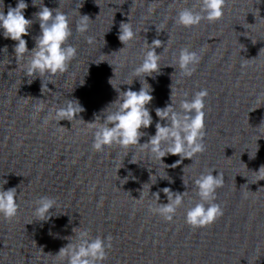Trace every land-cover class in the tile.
<instances>
[{
	"label": "water",
	"instance_id": "1",
	"mask_svg": "<svg viewBox=\"0 0 264 264\" xmlns=\"http://www.w3.org/2000/svg\"><path fill=\"white\" fill-rule=\"evenodd\" d=\"M17 2L0 0V11L7 14ZM152 2L26 0L25 18L33 20L30 35L24 37L29 50L41 31L35 14L43 4L60 7L72 21L69 43L78 55L66 73L52 78L53 84L48 77L25 76L27 58L17 63V42L5 39L0 30V182L7 180L4 190L16 188L19 194V214L11 220L0 217V264H66V258L55 255L81 230L90 237H112L104 264H260L264 172L257 173L264 167V0H226L222 20L191 29L178 26L176 16L184 8L198 10L199 0ZM80 14L92 20L84 34L75 30ZM130 22L138 35L122 50L120 26ZM145 39L149 44L159 39L164 48L156 49L163 53L160 74L145 77L154 89L148 105L153 125L142 129L147 135L140 143L155 135L157 123H167L156 116V109L171 103L172 85L177 109L184 93L190 99L207 89L202 154L176 168L170 166L180 157L169 155L163 160L166 169L147 149L136 148L129 155L118 145L93 151V130L83 121L42 123L49 109L68 99H78L85 109L78 118L94 122L118 98L117 91H139L143 76L134 70L148 50ZM184 47L203 48L191 77L180 75L178 56ZM36 99L47 101L38 114ZM132 155L134 162H142L130 163ZM210 170L224 177L215 200L224 214L210 226L192 228L185 217L186 209L200 199L194 180ZM156 171L159 176L151 182ZM163 188L187 191L173 222L149 211L155 204L150 191L160 192V203H168ZM43 196L57 205L52 210L56 216L42 223L34 212L35 201Z\"/></svg>",
	"mask_w": 264,
	"mask_h": 264
},
{
	"label": "clouds",
	"instance_id": "2",
	"mask_svg": "<svg viewBox=\"0 0 264 264\" xmlns=\"http://www.w3.org/2000/svg\"><path fill=\"white\" fill-rule=\"evenodd\" d=\"M152 3H155V0ZM199 3L198 10L184 8L178 11L175 23L178 26L191 29L204 21L214 23L223 19L226 0H199ZM28 6L26 0H18L16 7H8L7 14L4 10L0 11V30H2L5 39L17 42L14 45L17 63L27 58L24 69L25 76L35 77V79L48 77V83L53 84L52 78L58 74L66 73L69 64L78 55L77 47L69 43L73 36L72 21L67 13L60 10V7L50 9L43 4L40 11L35 14L39 20L41 31L38 36L34 37L35 47L29 50L28 41L24 39L30 35L33 25V20L25 18V10ZM148 11L149 13L153 11L151 4ZM90 20L87 15L80 14L75 25L76 32L87 33ZM157 30L158 32L163 31L162 28H157ZM137 35L138 31L134 30L131 22L122 23L118 37L125 45L122 50L127 47L129 42L134 41ZM169 41L170 39L167 43ZM87 42L92 44L93 38L87 37ZM146 44L148 50L144 54L142 63L134 70L137 77L143 76V80L139 79L142 85L139 91H133L131 88L127 91H117L112 84L113 79H111L109 83L119 93V96L106 109L102 110L103 118L97 115L94 122L86 123L82 118H78L85 111L79 100L68 99L66 103H58L53 109H49L42 123L46 125L50 119H55L58 122L67 120L71 123L74 120L83 121L87 129L93 130L92 149L95 152L102 153L113 145H118L128 155L131 153L130 150L136 148L147 149L155 159L166 166V169L169 165H166L163 160L169 155L180 157L179 161L170 166L172 168L178 167L185 159L193 161L197 155L206 150V114L204 109L206 107L205 99L208 96L207 89L196 92L190 99L188 94L184 93V98L180 99L177 109L176 92L172 85L171 103L163 109H156V116L167 123H157L155 135L150 136L147 142L140 143L141 139L147 135L142 129H148L153 125V117L148 105L154 100L152 95L154 89L145 77L155 78V75L160 74V60L163 53L157 54L156 49L164 46L159 39L154 40L151 44L146 40ZM202 52L203 48L200 52L192 51L188 47L180 50L178 66L181 76L191 77L194 74L196 66L201 62ZM173 68L176 70L175 67ZM42 81L44 87V80L42 79ZM133 82L127 85H132ZM36 100H39L40 103L33 105L34 112L38 114L45 111L47 101ZM114 106L115 110H112ZM134 159V155H132L130 163L139 164L142 162H134ZM216 171L210 170L207 174H201L194 180V186L200 199L199 202L186 209L185 217L186 223L192 228L210 226L224 214L221 205L215 202L217 190L224 185V177L220 171L219 175L214 176L213 173ZM261 172H264V167H261L257 174L259 175ZM153 176H159L157 171L156 174L150 176L151 182ZM7 183L8 181L4 179L0 182V217L11 220L19 214V194L16 188L4 190L3 185ZM151 185L154 184L151 183ZM160 191L167 196L168 203H160V192L151 193L150 191L155 204L149 205V211L163 217L167 222H173L177 211L184 206V197L187 191L183 194L173 193L170 188H163ZM142 193L140 199L143 198ZM35 205L36 221L48 222L56 216V212L52 211L56 209L57 205L54 198L40 197L35 201ZM111 247V236L106 238L90 237L87 230H81L78 235L75 232L71 242L61 248L55 256L66 258V264H104L107 260V252Z\"/></svg>",
	"mask_w": 264,
	"mask_h": 264
}]
</instances>
